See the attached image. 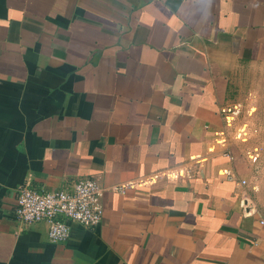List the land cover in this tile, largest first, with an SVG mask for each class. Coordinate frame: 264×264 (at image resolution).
I'll return each mask as SVG.
<instances>
[{"label":"crops","instance_id":"obj_1","mask_svg":"<svg viewBox=\"0 0 264 264\" xmlns=\"http://www.w3.org/2000/svg\"><path fill=\"white\" fill-rule=\"evenodd\" d=\"M262 58L264 0H0V264H264L220 112ZM86 177L95 226L12 218L19 185Z\"/></svg>","mask_w":264,"mask_h":264},{"label":"rangeland","instance_id":"obj_2","mask_svg":"<svg viewBox=\"0 0 264 264\" xmlns=\"http://www.w3.org/2000/svg\"><path fill=\"white\" fill-rule=\"evenodd\" d=\"M221 106L230 148L245 167V202L264 226V58L230 69Z\"/></svg>","mask_w":264,"mask_h":264},{"label":"built area","instance_id":"obj_3","mask_svg":"<svg viewBox=\"0 0 264 264\" xmlns=\"http://www.w3.org/2000/svg\"><path fill=\"white\" fill-rule=\"evenodd\" d=\"M229 159L231 155L225 153ZM232 171H228L227 179H233ZM244 179L239 180L241 185ZM121 191L122 188L118 187ZM101 188L91 177L79 178L68 187L54 190L36 188L25 182L15 189L12 218L20 225L43 222L46 237L51 242L66 239L70 231V223L91 228L102 215ZM244 215L254 214L252 206H244ZM242 207V208H243ZM263 225V220L258 219Z\"/></svg>","mask_w":264,"mask_h":264}]
</instances>
